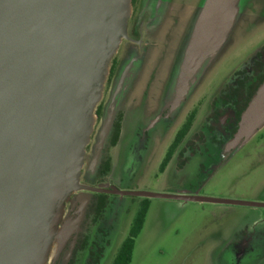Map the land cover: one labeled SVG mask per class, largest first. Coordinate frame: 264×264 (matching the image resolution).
<instances>
[{
  "label": "water",
  "instance_id": "obj_1",
  "mask_svg": "<svg viewBox=\"0 0 264 264\" xmlns=\"http://www.w3.org/2000/svg\"><path fill=\"white\" fill-rule=\"evenodd\" d=\"M245 0H202L195 11L166 100L182 110L224 48ZM132 0H0V264H48L79 231L82 214L64 219L81 174L103 101L110 65L127 35ZM124 71L110 93L98 131L97 168L134 73ZM264 128V82L241 115L229 148ZM107 187V186H106ZM121 197L262 207L261 203L123 191ZM82 211L89 195L82 193ZM78 201L73 202L77 206ZM53 254V255H54Z\"/></svg>",
  "mask_w": 264,
  "mask_h": 264
},
{
  "label": "rangeland",
  "instance_id": "obj_2",
  "mask_svg": "<svg viewBox=\"0 0 264 264\" xmlns=\"http://www.w3.org/2000/svg\"><path fill=\"white\" fill-rule=\"evenodd\" d=\"M184 2L186 8L182 9L180 4ZM201 2L175 0L169 11H157L154 5L146 12L144 21L151 23L144 28L137 43L138 55L128 94L141 82L146 83L154 71L156 91L163 93L162 102L167 100L175 65ZM242 8L238 24L197 86L196 91L204 94L206 100L194 129L202 127L210 103L264 45V0H245ZM143 69L144 80L139 82ZM142 92L141 89L138 95ZM178 116L179 113L171 117V121ZM126 127L125 145L130 149V135L134 132L132 115L126 119ZM253 137L250 142L241 144L233 155L225 158L221 155L208 166L202 168L205 163L196 158L182 170L173 163L165 174H161L159 168L166 144L153 141L149 146L150 154L139 164H135L132 152L130 157L127 149L119 147L111 151L110 180L123 191L161 194L185 191L191 195L260 203L264 190V161L260 152L262 144ZM119 204L117 225L102 264H112L144 204H148L149 209L130 264H264V210L261 208L130 196L120 197ZM245 243H250L254 251L243 259L236 245ZM54 251L55 248L50 263Z\"/></svg>",
  "mask_w": 264,
  "mask_h": 264
},
{
  "label": "flooded vegetation",
  "instance_id": "obj_3",
  "mask_svg": "<svg viewBox=\"0 0 264 264\" xmlns=\"http://www.w3.org/2000/svg\"><path fill=\"white\" fill-rule=\"evenodd\" d=\"M174 1L138 0L137 11L135 12L134 3H132V15L127 25V35L130 40H123L111 62L110 73L105 85L103 101L101 102L104 104L103 111L109 100L110 93L121 74L129 66L130 69L128 71L134 73L133 70L138 55L137 43L144 34V28H148L151 23V21L149 23L144 21L146 12L154 5L157 11H162L163 9L169 11L172 8V4H175ZM148 4L152 6L149 7ZM184 5H186L185 2L182 5L180 4V7L182 9L186 8ZM144 76L143 69L139 75V82L144 80ZM263 77L264 45L257 52L255 58L246 65V68L237 72L230 84L225 86L210 103L207 114L204 113L202 127L194 129L196 120L206 100L204 94L200 95V92L197 91L192 93L179 112V116L171 121L169 110L165 108L166 101H161L163 93L161 90L159 93L156 91L155 87L158 84H156V76L153 71L146 83L141 82L137 89L136 87L133 88L132 93H126L118 109L101 161L98 167L94 168L93 166L91 167L90 161L92 156H94L95 140L103 119L96 113V130H94L90 144L86 148L87 158L84 161L80 182L83 185L95 188H100L104 185L101 189L105 191L99 193L79 191L71 196L65 207L64 219L66 220L73 216L76 219L77 216L82 214L81 224L78 226L79 231L74 228V222L70 221V226L73 225V227H70L71 237L60 249L59 253L54 254L49 264H102L106 249L109 247L110 238L117 225L120 208L119 198L121 197L110 192L113 187L117 188L109 176L113 161L111 151H116L119 147L122 150L127 149L130 157L133 154L135 164H139L143 163L150 154L149 146L154 144L153 141H159L157 144L164 143L167 147L159 168L161 174H165L173 163H176L177 168L182 170L185 169L191 160L197 158L205 163L201 165L203 168L215 162L221 155L222 158L231 156L240 146L229 148L231 140L237 132L241 115ZM141 89L143 92L138 95ZM129 115L134 118V132L130 135V142H132L130 149L127 147L128 145H125L124 139L127 129L126 119ZM190 121L191 127L189 131H186L187 123ZM255 136L253 138L258 140L257 143L262 144L260 152H262L263 156L261 157L264 161V128L261 133ZM82 193L89 195V201L84 211H82L81 205V201L84 200V196H81ZM74 201H78L77 206H73ZM260 203L262 207L257 208L264 210V190L261 193ZM249 244L236 245V250L239 251L241 257L243 256V259L246 254H251L254 251V249L249 247Z\"/></svg>",
  "mask_w": 264,
  "mask_h": 264
},
{
  "label": "trees",
  "instance_id": "obj_4",
  "mask_svg": "<svg viewBox=\"0 0 264 264\" xmlns=\"http://www.w3.org/2000/svg\"><path fill=\"white\" fill-rule=\"evenodd\" d=\"M137 2H138V0H133V2H132V3H134V12L137 11ZM263 82H264V77L261 79V81L257 85V87L254 90V93L252 94V96L250 97L248 103L250 102L251 98L253 97V95L257 91L258 87ZM248 103H247V105H248ZM247 105H246V107H247ZM103 107H104V104L100 103V105L98 106L97 111H96V113L101 118L103 117V114H104V111H103L104 108ZM190 127H191V121L187 123V127H186L187 130L186 131H189ZM147 203L149 204L148 200H147ZM148 204L143 205L144 207L141 209V211L137 215V217H136V219H135V221L131 227V231L129 233V236L126 238V240L121 245L120 250L118 252V255H117L116 259L114 260L113 264H130L131 263L133 252L135 249L136 239L140 235V233L144 227V224H145L146 214H147L148 209H149Z\"/></svg>",
  "mask_w": 264,
  "mask_h": 264
}]
</instances>
